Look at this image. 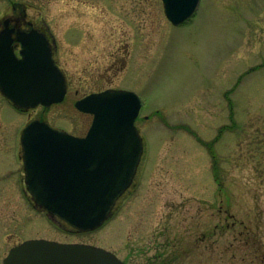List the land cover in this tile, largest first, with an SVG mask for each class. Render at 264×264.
<instances>
[{
	"label": "rangeland",
	"instance_id": "374dc122",
	"mask_svg": "<svg viewBox=\"0 0 264 264\" xmlns=\"http://www.w3.org/2000/svg\"><path fill=\"white\" fill-rule=\"evenodd\" d=\"M21 12L54 41L67 94L26 111L0 95V262L43 239L124 264H264V0H199L178 26L161 0H0V20ZM105 89L142 100L143 153L111 217L83 233L34 207L19 136L34 119L83 136L74 103Z\"/></svg>",
	"mask_w": 264,
	"mask_h": 264
},
{
	"label": "water",
	"instance_id": "95a60500",
	"mask_svg": "<svg viewBox=\"0 0 264 264\" xmlns=\"http://www.w3.org/2000/svg\"><path fill=\"white\" fill-rule=\"evenodd\" d=\"M167 20L178 25L197 9L199 0H162ZM0 31V93L13 106L28 110L60 103L66 93L63 74L54 64L44 35L17 32L20 58L12 46L13 31ZM139 97L126 90L90 94L75 108L92 115L84 138L33 121L20 144L27 191L34 205L81 232L100 227L115 201L129 188L142 153L134 121ZM1 264H123L115 254L84 244L28 240L14 246Z\"/></svg>",
	"mask_w": 264,
	"mask_h": 264
},
{
	"label": "flooded vegetation",
	"instance_id": "af4514ba",
	"mask_svg": "<svg viewBox=\"0 0 264 264\" xmlns=\"http://www.w3.org/2000/svg\"><path fill=\"white\" fill-rule=\"evenodd\" d=\"M1 22H6L7 29L13 31V33H12V38H13L12 46L15 49V52L17 54H18V52L20 50V43L16 40V33L17 32H29L31 30H35V31H37L39 33H43L46 36V38L49 40V42L52 45L53 59L55 60V54H56L57 50H56V46L54 44V41L51 39V37H49L47 35V33L44 32V30L42 28L37 27L33 22L25 19V16H24V14H22V12L17 14V15L13 13V15L10 16V17L7 16V17H4V18H1V20H0V30L2 29ZM55 63L59 67V65H58L56 60H55Z\"/></svg>",
	"mask_w": 264,
	"mask_h": 264
}]
</instances>
